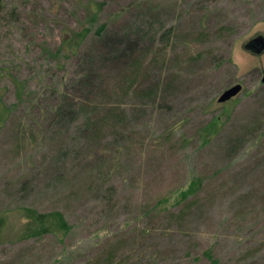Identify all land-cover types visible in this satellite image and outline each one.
Here are the masks:
<instances>
[{
	"label": "rangeland",
	"instance_id": "1",
	"mask_svg": "<svg viewBox=\"0 0 264 264\" xmlns=\"http://www.w3.org/2000/svg\"><path fill=\"white\" fill-rule=\"evenodd\" d=\"M89 1L152 49L105 73L97 99L118 123L52 109L85 66L56 52ZM259 36L264 0H0V264H210L205 250L264 264V49L246 46ZM24 208L70 229L23 238Z\"/></svg>",
	"mask_w": 264,
	"mask_h": 264
},
{
	"label": "trees",
	"instance_id": "2",
	"mask_svg": "<svg viewBox=\"0 0 264 264\" xmlns=\"http://www.w3.org/2000/svg\"><path fill=\"white\" fill-rule=\"evenodd\" d=\"M103 8V3L88 2L85 7V25L79 30L69 31L62 41L59 51L56 52L59 59L65 56L78 58V63L82 60L85 64L68 83L60 82L56 87L58 103L52 106L53 111L58 116H67L76 119L74 102L80 104L81 111L89 114H97L100 110H106L105 119L108 122L118 123L117 104L98 100L97 97L103 94V81L106 71L116 69L120 72V66L126 68L128 65L137 66L141 63V57L147 52L152 51L148 41L143 37L146 33L139 36L135 31L111 29L107 22L98 21L99 12ZM139 30V29H138ZM146 42L145 49L141 42ZM88 49H83L84 45ZM56 53H54L56 55ZM112 73V72H111ZM163 83L159 81L156 86ZM80 90V91H79ZM80 94L77 95V94ZM21 95V93L19 92ZM82 96V97H81ZM2 112H8L7 108L2 107ZM75 111V112H74ZM2 113L0 112V128L2 125ZM92 115L87 116V123L92 120ZM215 126V119L211 124V129ZM198 182L192 179L184 190L179 191L181 198H187L192 193ZM29 224L25 228L23 238L39 237L50 232H67L70 227L59 211L47 213L38 212L32 208H24ZM3 219L0 217V232L3 227ZM203 255L210 261V264H217L218 260L212 255L210 250H205Z\"/></svg>",
	"mask_w": 264,
	"mask_h": 264
},
{
	"label": "water",
	"instance_id": "3",
	"mask_svg": "<svg viewBox=\"0 0 264 264\" xmlns=\"http://www.w3.org/2000/svg\"><path fill=\"white\" fill-rule=\"evenodd\" d=\"M249 49H251L252 51L256 52V53H260L263 49H264V38L259 36L255 39H253L252 41L249 42L248 45ZM264 80V78H263ZM240 90V85L236 84L228 89H226L218 98L219 102H224L229 100L231 97H233L234 95H236V93Z\"/></svg>",
	"mask_w": 264,
	"mask_h": 264
}]
</instances>
